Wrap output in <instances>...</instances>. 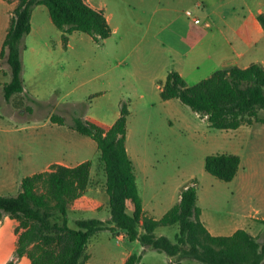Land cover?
<instances>
[{
	"label": "rangeland",
	"instance_id": "rangeland-1",
	"mask_svg": "<svg viewBox=\"0 0 264 264\" xmlns=\"http://www.w3.org/2000/svg\"><path fill=\"white\" fill-rule=\"evenodd\" d=\"M92 1L106 6L111 27L113 21L119 28L114 35L98 44L87 33L80 31L72 38L71 48L67 50L61 43L57 46L56 34L49 32L48 36L40 38L41 42L48 40L47 45L36 46V53L32 55L28 52L25 56L24 92L6 100L4 91L0 89V195L17 194L24 177L43 171L50 161L76 153V159L94 162L91 178L94 191L86 196H96L102 209L106 205V175L97 145H73L74 139L82 141L83 135L76 132V135L68 136L64 127L51 125L54 124L51 117L63 116L67 123H72L75 118L92 116L113 124L120 113V101L128 105L129 99L138 97L125 88L123 82L127 78H123L122 74H129L133 67L136 71H146L151 62L158 64L166 53L160 48L145 45L147 40L152 39V34L143 37L147 33L145 29L148 23L160 24L158 18H161L152 14V9L146 4H140L139 0L134 1V5L132 0H115L119 6H114L112 18V0ZM162 1L175 9L172 14L179 15L178 24L185 29L193 25L186 14L188 9L197 17L208 20L205 18L206 12L219 10L218 0L209 4L207 11L204 10L205 6L198 8L192 4L196 0ZM13 11H10V18ZM47 16L49 18V14ZM170 16L174 15L165 12L162 18ZM49 21L52 28H57L50 18ZM126 21L132 23L133 31L126 29ZM126 37L131 40V44L126 43ZM142 37L144 39L140 42ZM209 45L212 47L213 43ZM179 49L185 52L188 48L181 46ZM39 64L40 72L37 73L35 70ZM5 67L6 74L2 75L9 79V65L2 60L0 68ZM259 117L264 119V110L259 111ZM128 130L130 148L138 155L143 152L152 157L158 173V186L152 190H155V194L157 190H162L158 194L162 199L161 207L164 206L165 193L168 191L173 195L176 184L189 185L196 180L200 199L198 204L207 213L214 212L219 218L233 223L241 211L259 209V216L264 217V125L216 129L209 125L206 118L175 99L169 105L163 106L157 102L147 109L133 105L128 117ZM213 153L239 155L242 161L239 177L234 181H224L208 173L204 166L205 158ZM4 216L0 224V264L14 257L17 235L16 220L9 213ZM100 216L105 217L106 211H101ZM97 217L95 211L71 208L69 225L76 227L77 219ZM259 220L262 222L263 219ZM166 232L170 237L175 234L174 229ZM97 236L93 238L90 247L96 258L93 264L117 263L127 252L142 255L145 264H164L168 259L166 253L145 250L139 241L113 238L108 230L101 231ZM256 237L264 245V230ZM100 247L105 251H98ZM21 260L18 264H30L28 258Z\"/></svg>",
	"mask_w": 264,
	"mask_h": 264
},
{
	"label": "trees",
	"instance_id": "trees-1",
	"mask_svg": "<svg viewBox=\"0 0 264 264\" xmlns=\"http://www.w3.org/2000/svg\"><path fill=\"white\" fill-rule=\"evenodd\" d=\"M43 4L54 24L61 29L64 46L75 31L87 33L101 44L113 35L104 9L88 0H18L0 51V62L9 65L11 80L4 83L6 100L24 92L23 52L31 31L35 6ZM258 19L264 29V12ZM163 100L179 99L216 129H238L255 122L264 123V67L231 66L215 70L209 77L189 85L172 70L162 83ZM130 110L121 103L120 116L106 125L90 116L75 118L69 128L94 139L104 164L110 218L77 219L69 225V211L102 209L94 198L86 197L91 185L92 160L75 166L52 163L48 169L22 179L15 195H0V219L9 213L17 222V244L14 257L4 264H18L27 256L30 264H84L90 238L103 230L116 234L123 231L129 240H138L145 250L164 252L169 264L192 259L205 264H264V245L246 228L230 235H213L201 219L196 180L181 193L180 202L161 218L146 214L139 192L134 163L127 150ZM60 125L63 116L51 117ZM205 170L211 175L232 181L241 166V157L233 153H213L205 158ZM264 223V220H263ZM178 226L174 239L158 235V227ZM124 264H145L142 255L132 253Z\"/></svg>",
	"mask_w": 264,
	"mask_h": 264
},
{
	"label": "crops",
	"instance_id": "crops-1",
	"mask_svg": "<svg viewBox=\"0 0 264 264\" xmlns=\"http://www.w3.org/2000/svg\"><path fill=\"white\" fill-rule=\"evenodd\" d=\"M88 1L93 6L104 9L110 21V15L109 13H107L106 6L104 4L99 5L97 3H94L92 0H88ZM134 1L137 0H132L133 5H134L133 3ZM139 2L142 5L146 4L150 10L152 9V14L161 17L158 18V22L160 20V24L154 25L152 24V22L148 23L147 29H145V32L147 33L143 37L152 34V39L147 40L145 44L146 47L160 48L162 51L166 53V55L162 59V61L159 62L158 64L156 63V65H154L153 64L154 62H151L150 60L151 63L149 64V68L146 71H136L137 69L133 67L129 72V74L127 73L122 74L123 78H127L123 82L125 88L131 94L138 96L136 97V99H129L128 101L129 110H131L133 105L139 106L141 109H147L153 106L154 104H156L157 102L165 106V105H169L171 101L177 99L175 98L170 100H163L160 96L162 83L166 80L167 75L172 70L178 71L189 85H193L199 82L200 80L209 77L215 70L218 69H223L231 66H239L245 68L251 65L252 63H260L264 67V29L258 19L259 14L264 12V0H253V1L218 0L219 10L211 9L210 11L206 12L205 18H209L211 21L208 19H201L198 16L202 22L200 24L193 23V25L192 26L189 25L187 29H185V27L181 28V26L178 24L179 15L172 14L175 12V9L170 8L169 6L164 4L162 0H156V2L151 0H139ZM214 2H216V0H196V2L193 1L192 4L194 3L198 8L205 6L204 10L206 9L207 11L209 4L212 5ZM17 4L18 2L16 1L9 2L8 0H0V27H1L0 42L2 41L0 45V51L7 30L9 28V24L11 20L10 11L12 9H15ZM116 5L119 6V2L112 0V18L114 17L113 10H115L114 6ZM165 12L167 14L174 16L162 18V15L165 14ZM48 14L50 20L52 21L49 9L43 4L35 6L32 11L31 31L26 36L25 39L26 49L24 50L23 53L24 73L26 72L25 71L26 54L30 52V54L32 53L33 55L37 51L36 46L47 45L48 40H44V42H41L40 38H42L45 35L48 36L49 32H52L53 34H56L58 38L56 41V45L59 46L61 43V45H63L65 49L70 50L72 38L77 33L80 32V31H75L72 34H70L67 47H65L62 38L64 32L61 29H59L55 24L54 25L57 28H52L49 18L47 16ZM148 14H151V12H148ZM194 24L199 26H195ZM223 24H225L226 26H223ZM54 29H58V30H54ZM112 29H113V35L116 31L119 30V28L113 24V21H112ZM126 29L133 31L132 23L126 21ZM216 33H218L219 35L217 36ZM143 37L139 39L140 42L143 41L144 39ZM210 42L211 44L213 43L212 47H210L209 45ZM126 43L131 44V40L128 37H126ZM181 46H185V47L187 46L188 48L187 51L184 52L181 49H179V47ZM40 67L41 65L39 64L35 72L37 73L40 72ZM6 71H7V67L3 69L0 68L1 90H3L4 83L9 82L11 80V78L9 79L4 78ZM3 73L4 76L2 75ZM121 103L122 101H120V105ZM172 104H174V102H172ZM117 116L119 117L120 113ZM92 118L98 120L95 117ZM100 122L106 125H112V123H107L105 121H100ZM68 124L69 123H66L65 125H60L58 123H54L51 125L53 127L54 126L64 127L65 130L67 131L68 136L70 137L71 135H76L75 133L77 131L69 128ZM254 125H264V124L254 123L252 125H242L240 127H244V126L249 127ZM88 137L89 136L83 135L81 136L82 141L74 139L75 144L71 142L70 144L78 146L79 144L83 145L87 143L96 146L97 145L96 141L93 139V141H95L94 143L91 140L92 138L90 137L91 138L90 139ZM127 150L134 163L136 180L140 195L142 197L144 211L146 212L147 215L152 216L154 218L162 217L170 208H172L174 205L180 202L181 193L183 189L186 188L187 185L182 186L181 183L176 184V187L173 190V195H171L167 191V193H165L166 197L164 198V206L161 207L160 200L162 199L158 194L162 190H157L158 193L156 194L153 193L155 192V190H152L158 186L157 169H155L154 162L152 161V157H149L147 153L142 152L140 155H138L133 148L132 149L130 148L129 130L127 134ZM76 158H77L76 153H70L67 158H61L57 161H50L49 163L46 164V167L43 170L48 169L50 164L52 163H61L67 166H75L83 161L88 160V159L78 160ZM93 167H94V162L92 168ZM240 173H241V166L233 181L237 179V177H239ZM93 191L94 190L93 188H91L90 185L86 194H89L91 192L93 193ZM151 193L153 194L150 195ZM95 197L91 196L90 198H95ZM95 200L99 204H101V202L97 198H95ZM105 202L106 205L103 209H96L94 207L93 209L82 210V211H95L96 214H98L99 216L97 218L102 220H107L111 216L109 211L108 196ZM198 203L200 204L199 196H198ZM200 207L202 210L201 219L207 226L208 230L213 235H230L239 228H246L252 235L256 236L259 232L264 230V223H263L264 217L259 216L260 214L259 209H255V210L252 209L251 211H246V212L241 211L239 213L240 216L237 219L235 218L233 223L231 221L223 220L222 218H219L217 214H215L214 212L207 213L204 207H202L201 205ZM103 210L106 211L105 217L100 216V213ZM4 215L5 213H3L2 220H0V224L3 221V218L5 217ZM260 218L263 219L262 222H260L259 220ZM17 223L18 222L15 221V225H17ZM168 229H172V230L174 229L175 231L174 236L173 237L168 236L169 238L174 239L176 233L178 232L177 225L158 227L156 229V233L158 235L167 236L166 231ZM254 229H256V231ZM98 233H96L90 238L87 248L89 258L84 264H93L96 259L95 254L90 249V247L93 238L98 237L97 236ZM110 233L112 234L113 238H116L120 241L129 240L127 234L123 231H118L115 235L111 231ZM15 236L16 237H15L14 248L16 249L17 235ZM98 251H105V249L104 248L102 249V247H100ZM131 254L132 252H127L123 254L118 259L117 263L114 264H124L127 258ZM26 258L28 257L23 256L22 260ZM167 258L168 259L164 264H169L170 257L168 256ZM193 261H197V260L183 259L180 263L196 264Z\"/></svg>",
	"mask_w": 264,
	"mask_h": 264
},
{
	"label": "built area",
	"instance_id": "built-area-1",
	"mask_svg": "<svg viewBox=\"0 0 264 264\" xmlns=\"http://www.w3.org/2000/svg\"><path fill=\"white\" fill-rule=\"evenodd\" d=\"M186 14H187V16L189 18H191V20L193 21V23L200 24L202 22L201 19L199 17H197L192 10L188 9L186 11Z\"/></svg>",
	"mask_w": 264,
	"mask_h": 264
}]
</instances>
